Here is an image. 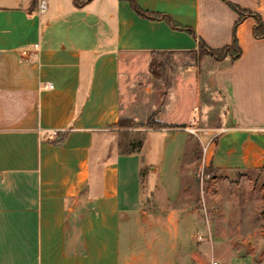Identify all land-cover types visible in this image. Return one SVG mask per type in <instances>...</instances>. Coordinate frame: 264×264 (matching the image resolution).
Wrapping results in <instances>:
<instances>
[{"label":"crops","instance_id":"crops-1","mask_svg":"<svg viewBox=\"0 0 264 264\" xmlns=\"http://www.w3.org/2000/svg\"><path fill=\"white\" fill-rule=\"evenodd\" d=\"M134 1L191 28L213 50L232 41L237 16L226 2L264 23V0ZM31 3L0 0V264H264V226L248 217L208 225L206 238L183 254L178 245L192 238L176 220L163 223L168 238L146 235L154 224L131 223L145 216L152 183L169 204L178 199L187 132L148 129L137 152L99 155L96 148L121 115L124 57L182 55L197 51V40L139 18L121 0ZM254 25L246 18L235 29L239 58L208 72L224 113L200 115L207 123L201 144L208 145L206 166L217 172L264 171V39L253 37ZM189 121L186 114L166 123ZM162 242L175 245L169 258L154 247Z\"/></svg>","mask_w":264,"mask_h":264},{"label":"rangeland","instance_id":"rangeland-1","mask_svg":"<svg viewBox=\"0 0 264 264\" xmlns=\"http://www.w3.org/2000/svg\"><path fill=\"white\" fill-rule=\"evenodd\" d=\"M151 61L165 65V83L150 73ZM124 62L121 74V115L117 124L105 133L104 140L97 142L98 154L108 149L118 154L137 152L144 132L158 129L153 126L156 123L167 126L159 129L192 131L187 132L191 142L185 149L180 166L178 199L169 204L160 193L159 186H153L152 183L153 191L143 203L145 216L141 218L137 215L131 223L143 220L154 224V228L146 229V235L168 238L172 231L163 223L167 222L169 226L168 221L176 220L179 222V231L188 232L192 238L190 246L178 245L179 254L185 253L188 247L193 250L195 244H200L206 238L201 237L203 229L217 224L221 218L230 226L243 222L244 217L264 226V171L217 172L206 166L203 157L201 138L206 136L207 123L201 120L200 115L206 114L212 120L218 112L224 113L217 89L207 80L208 72L217 70L218 63L222 61H216L208 52L197 51L191 55L173 54L164 57L126 55ZM189 67H194V70L186 73ZM198 77L199 84L195 80ZM186 114L190 116L187 124L168 128L166 120L171 116L178 121ZM149 123L152 127H149ZM147 173V167H143L141 188L145 187ZM171 211L174 214L177 212V216L171 217ZM136 233L134 228L130 236ZM207 239H210L209 236ZM154 247L168 258L175 252V245L171 242H162Z\"/></svg>","mask_w":264,"mask_h":264},{"label":"trees","instance_id":"trees-1","mask_svg":"<svg viewBox=\"0 0 264 264\" xmlns=\"http://www.w3.org/2000/svg\"><path fill=\"white\" fill-rule=\"evenodd\" d=\"M92 0H83V1H78V0H73V3L76 7H81L82 5L89 3ZM125 1L129 4L131 10L141 19H145L148 21H163L165 22L169 27H171L174 30L178 31H183L187 33L190 37L193 39L197 40V51L201 52H208L211 57H213L216 61H223L227 58H229L231 61H235L239 58L240 56V49L237 44V40L235 37V29L236 27L246 18H252L254 20V28H253V37L255 39H264V23L261 21V18L259 17L258 14L250 11V10H244L240 9L239 7L226 2L227 6L236 14L237 18L234 22L233 26V33H232V41L229 46L223 47L221 49L213 50L209 49L203 41L200 39L196 38L194 31L191 28L183 27L178 24H176L170 17L164 15V14H158V13H151V12H146L141 10L137 4L135 3L134 0H121ZM37 0H32L31 3V8H34L36 5ZM185 52L182 53V55H191L194 54L195 52ZM173 55V53H166V52H151L149 56H156V57H164V56H169ZM149 71L150 73L154 76L160 79L165 83V78H164V71H165V65L161 62H155L151 61L149 64ZM167 87L170 88V85L167 84ZM151 124L149 123V127ZM156 128H166L167 126L161 124V123H156L153 125ZM183 127V126H182ZM141 143L139 144L138 148H140Z\"/></svg>","mask_w":264,"mask_h":264},{"label":"built area","instance_id":"built-area-1","mask_svg":"<svg viewBox=\"0 0 264 264\" xmlns=\"http://www.w3.org/2000/svg\"><path fill=\"white\" fill-rule=\"evenodd\" d=\"M43 5H44V2L41 1L40 2V10L43 9ZM42 89L44 90H52L53 89V85L52 84H43L42 85ZM187 132L189 133H192L191 130H188V129H185ZM57 135V132L56 131H50V136L51 137H55ZM207 146L208 145H204L202 146V151H203V157H204V160H205V155H206V151H207ZM211 264H216L215 262H212Z\"/></svg>","mask_w":264,"mask_h":264}]
</instances>
